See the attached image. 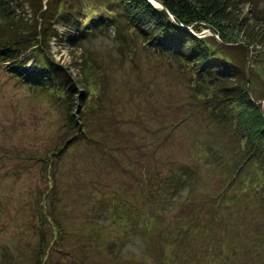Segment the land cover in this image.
Wrapping results in <instances>:
<instances>
[{"label": "rangeland", "instance_id": "1", "mask_svg": "<svg viewBox=\"0 0 264 264\" xmlns=\"http://www.w3.org/2000/svg\"><path fill=\"white\" fill-rule=\"evenodd\" d=\"M242 1L245 13L264 16V0ZM29 11L24 7L27 18ZM141 39L114 24L80 45L51 42L80 91L91 86L74 121L75 99L63 101L55 86L36 80L42 57L23 67L33 80L0 59V264H41L42 249L45 264H264V186L223 188L227 174L202 166L212 157L208 145L226 144L221 134L209 139L218 122L197 102L194 69ZM254 87L263 84L257 79ZM196 159L189 171L199 180L176 176L178 186L167 187L170 164L180 174ZM142 180L165 181L163 191L153 190L158 202L148 200ZM220 191L229 204L217 209L208 197ZM191 210L197 226L187 237ZM150 216L164 230L144 227ZM137 234L142 246L130 245L127 235Z\"/></svg>", "mask_w": 264, "mask_h": 264}, {"label": "trees", "instance_id": "2", "mask_svg": "<svg viewBox=\"0 0 264 264\" xmlns=\"http://www.w3.org/2000/svg\"><path fill=\"white\" fill-rule=\"evenodd\" d=\"M158 1L165 9L157 8L149 0H0L3 21L0 35L4 34L2 38L0 36V59L9 63L11 71L21 70L25 80H33L34 75L23 71V67L29 59L42 57V69L33 71H37L36 80L44 87L48 83L55 86L57 96L63 101L74 103L75 99L77 108L72 105L69 114L74 121L75 116L83 112L91 86L88 87L87 82L80 91L81 82L76 83L68 68L54 59L51 42L53 44L56 38L59 42L80 45L86 38L114 24L120 32L128 26L143 38L141 40L147 49L183 58L187 66L191 65L194 69L197 102L208 111L209 119L218 122V126L214 125L217 131L208 130L214 135L209 139L218 142L220 138L217 136L221 134L224 138L221 144H226L224 150L218 144L208 145V156L212 157L208 164L201 163L202 166L209 171L227 174L226 182H221L225 185L223 188L237 184L245 191L256 189L260 192L264 186V70L258 71V62H264V16L260 11L245 13L242 0ZM17 7L22 10L21 13L16 14ZM24 7L30 9V18L24 15ZM57 26L68 30L61 31ZM204 29L211 30L213 34L207 35ZM88 60L84 61V65ZM82 69H85L84 66ZM257 79L263 84V89L254 87ZM227 125L229 127L222 129ZM84 129L81 126L79 131L83 133ZM198 161L183 163L186 169L184 172L180 170V174L175 171V164H170L171 173L165 183L169 185L166 186H178L176 176L199 180V177H192L189 171L194 172L193 164H200ZM142 181L148 200L158 202L156 197L159 191L164 190L165 181H160L157 186L151 181ZM208 199L213 200L212 206L217 209L229 204L221 191L209 195ZM191 201L190 196L185 209L191 206ZM153 206L157 207V204L153 203ZM157 211L160 214L159 209ZM192 212L196 211H190L191 219L186 222L184 233L187 237L197 226L193 218L196 213ZM54 219L61 229L58 219ZM155 219L156 216H150L142 224L149 230H164V225L153 223ZM158 219L161 220L160 217ZM45 220L40 222L39 228H46L47 232L45 225L49 220H46L47 223ZM135 229L140 231L137 225ZM253 231L257 230L253 228L250 233ZM137 238L140 240L138 234L127 235L130 245L142 246ZM39 255L47 260L45 249ZM45 260L41 264H45Z\"/></svg>", "mask_w": 264, "mask_h": 264}, {"label": "water", "instance_id": "3", "mask_svg": "<svg viewBox=\"0 0 264 264\" xmlns=\"http://www.w3.org/2000/svg\"><path fill=\"white\" fill-rule=\"evenodd\" d=\"M149 1H150L152 4H154V2H155V3H158V4L160 5L161 8L165 9L164 5H163L160 1H158V0H149Z\"/></svg>", "mask_w": 264, "mask_h": 264}, {"label": "bare ground", "instance_id": "4", "mask_svg": "<svg viewBox=\"0 0 264 264\" xmlns=\"http://www.w3.org/2000/svg\"><path fill=\"white\" fill-rule=\"evenodd\" d=\"M154 5H155L156 7H160V5H159L158 3H155V2H154Z\"/></svg>", "mask_w": 264, "mask_h": 264}, {"label": "built area", "instance_id": "5", "mask_svg": "<svg viewBox=\"0 0 264 264\" xmlns=\"http://www.w3.org/2000/svg\"><path fill=\"white\" fill-rule=\"evenodd\" d=\"M54 42H57V41H56V38H55V41H54ZM54 42H53V43H54Z\"/></svg>", "mask_w": 264, "mask_h": 264}, {"label": "clouds", "instance_id": "6", "mask_svg": "<svg viewBox=\"0 0 264 264\" xmlns=\"http://www.w3.org/2000/svg\"><path fill=\"white\" fill-rule=\"evenodd\" d=\"M58 27V26H57ZM212 32V31H211ZM206 33V32H205ZM213 34V33H212ZM57 42H59V41H57Z\"/></svg>", "mask_w": 264, "mask_h": 264}]
</instances>
